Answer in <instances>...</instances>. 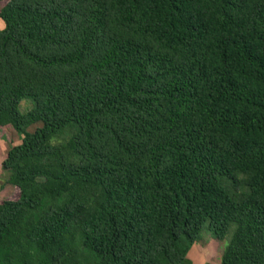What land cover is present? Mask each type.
Wrapping results in <instances>:
<instances>
[{
	"label": "trees",
	"instance_id": "1",
	"mask_svg": "<svg viewBox=\"0 0 264 264\" xmlns=\"http://www.w3.org/2000/svg\"><path fill=\"white\" fill-rule=\"evenodd\" d=\"M0 21L22 136L0 264H193L209 239L264 264V0H5Z\"/></svg>",
	"mask_w": 264,
	"mask_h": 264
},
{
	"label": "rangeland",
	"instance_id": "2",
	"mask_svg": "<svg viewBox=\"0 0 264 264\" xmlns=\"http://www.w3.org/2000/svg\"><path fill=\"white\" fill-rule=\"evenodd\" d=\"M5 0L0 1V5L3 4ZM22 110L29 107L28 101H22ZM35 125H31L28 129L33 130ZM21 135L14 131L10 126H4L0 130V198L6 196H15L17 193L16 187L10 185L6 182L8 178V172L2 169L1 162L5 156V153L12 145L20 142ZM227 239L221 242L219 249L215 244V240L209 239L207 243L203 246L195 245L191 250V258L193 264H218L220 255L222 253Z\"/></svg>",
	"mask_w": 264,
	"mask_h": 264
},
{
	"label": "clouds",
	"instance_id": "3",
	"mask_svg": "<svg viewBox=\"0 0 264 264\" xmlns=\"http://www.w3.org/2000/svg\"><path fill=\"white\" fill-rule=\"evenodd\" d=\"M3 27H4L3 22L0 21V30H2Z\"/></svg>",
	"mask_w": 264,
	"mask_h": 264
}]
</instances>
